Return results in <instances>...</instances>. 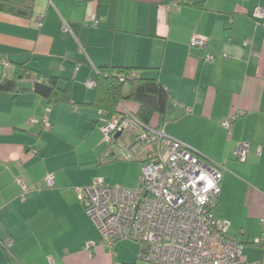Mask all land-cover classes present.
<instances>
[{
    "label": "crops",
    "instance_id": "obj_1",
    "mask_svg": "<svg viewBox=\"0 0 264 264\" xmlns=\"http://www.w3.org/2000/svg\"><path fill=\"white\" fill-rule=\"evenodd\" d=\"M258 5L264 0H34L30 18L0 12V61L10 62L4 74L0 65V77H13L22 63L61 77V86L70 81L72 89L70 103L48 102L30 90L0 94V264H114L75 192L93 180L106 150L101 112L82 103L93 96L86 81L107 65L159 79L169 96L164 132L223 167L212 217L227 221V234L243 244L244 264H264ZM193 36L206 37V45L191 46ZM34 81L32 73L17 84L30 89ZM232 117L228 133L222 122ZM242 142L249 149L240 161L235 150ZM48 174L52 187L45 186ZM16 177L26 185L24 199ZM7 239L12 244L4 249Z\"/></svg>",
    "mask_w": 264,
    "mask_h": 264
},
{
    "label": "built area",
    "instance_id": "obj_2",
    "mask_svg": "<svg viewBox=\"0 0 264 264\" xmlns=\"http://www.w3.org/2000/svg\"><path fill=\"white\" fill-rule=\"evenodd\" d=\"M253 17L257 24L264 19L263 5L255 7ZM62 29L70 28L64 24ZM206 42V37L193 36L190 45L204 47ZM0 65L4 74L10 62L2 59ZM86 85L93 87L94 82L87 80ZM233 118L222 122L228 133ZM101 130L108 147L100 162L118 158L142 163L138 186L112 185L102 177L75 186L103 247L112 252L118 241L132 240L139 246L138 257L149 264H244L243 244L227 234V221L211 214L220 193V164L201 159L197 150L167 135L163 125H145L127 112L103 116ZM248 149L249 143H240L237 159L243 161ZM15 182L24 199L22 177ZM54 184L53 175H46L45 186ZM259 223L264 225V216ZM259 242L264 244V230ZM11 244L7 239L2 247L9 249Z\"/></svg>",
    "mask_w": 264,
    "mask_h": 264
},
{
    "label": "trees",
    "instance_id": "obj_3",
    "mask_svg": "<svg viewBox=\"0 0 264 264\" xmlns=\"http://www.w3.org/2000/svg\"><path fill=\"white\" fill-rule=\"evenodd\" d=\"M34 0H0V12L22 18H30ZM139 68L127 66H101L94 81L92 99L84 105L101 112L102 116L127 112L145 125L161 127L166 121L168 92L157 77H144L137 74ZM35 74L30 89L18 87V78ZM59 76L43 75L25 64H16L14 76L0 77V94L32 91L48 102H71V82L66 80L61 86ZM127 101L135 103L136 109H123ZM156 117V124L153 118Z\"/></svg>",
    "mask_w": 264,
    "mask_h": 264
},
{
    "label": "rangeland",
    "instance_id": "obj_4",
    "mask_svg": "<svg viewBox=\"0 0 264 264\" xmlns=\"http://www.w3.org/2000/svg\"><path fill=\"white\" fill-rule=\"evenodd\" d=\"M1 72V71H0ZM101 139L105 143V147H108L107 142L104 141V135L101 130ZM105 152V151H104ZM103 152V153H104ZM116 158L115 160L108 162L109 158H105L104 162L100 164L95 162L94 164V177H102L105 181L112 185H123V186H138L140 184L139 176L141 174V162H120ZM112 160V159H111ZM139 246L132 240H121L118 241L112 252L107 250L110 260L115 264H149L138 257Z\"/></svg>",
    "mask_w": 264,
    "mask_h": 264
},
{
    "label": "water",
    "instance_id": "obj_5",
    "mask_svg": "<svg viewBox=\"0 0 264 264\" xmlns=\"http://www.w3.org/2000/svg\"><path fill=\"white\" fill-rule=\"evenodd\" d=\"M118 134H119V133H116L115 137H117V136H118Z\"/></svg>",
    "mask_w": 264,
    "mask_h": 264
}]
</instances>
